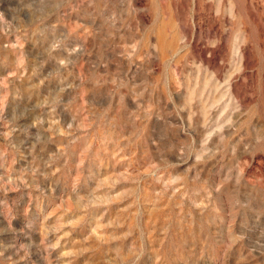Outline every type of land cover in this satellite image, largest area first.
Here are the masks:
<instances>
[{
    "label": "rangeland",
    "instance_id": "rangeland-1",
    "mask_svg": "<svg viewBox=\"0 0 264 264\" xmlns=\"http://www.w3.org/2000/svg\"><path fill=\"white\" fill-rule=\"evenodd\" d=\"M0 264H264V0H0Z\"/></svg>",
    "mask_w": 264,
    "mask_h": 264
}]
</instances>
